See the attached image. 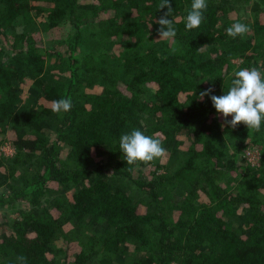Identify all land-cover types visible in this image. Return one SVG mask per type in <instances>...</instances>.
<instances>
[{"label": "trees", "instance_id": "1", "mask_svg": "<svg viewBox=\"0 0 264 264\" xmlns=\"http://www.w3.org/2000/svg\"><path fill=\"white\" fill-rule=\"evenodd\" d=\"M171 2L176 36L158 40L160 0H0V206L17 213L0 264H264V121L233 128L199 98L264 74V15L207 0L186 30L192 0ZM235 22L251 31L229 37ZM65 26V51L41 44ZM60 98L73 106L55 114ZM133 129L166 155L127 165Z\"/></svg>", "mask_w": 264, "mask_h": 264}, {"label": "clouds", "instance_id": "2", "mask_svg": "<svg viewBox=\"0 0 264 264\" xmlns=\"http://www.w3.org/2000/svg\"><path fill=\"white\" fill-rule=\"evenodd\" d=\"M208 7L207 0H192L185 17V29L199 28L205 19L204 13ZM167 9L157 20L160 25L158 40H172L176 36L173 20L169 18L173 11L171 0H160L158 11ZM251 28L243 22H235L226 28L225 32L231 38L243 37ZM205 47V46H204ZM203 48V47H201ZM234 79L224 95L212 94V89L201 91L199 98L209 97L217 114H222L231 127L243 123L248 129L260 131L264 121V74L255 67L243 68L234 73ZM51 110L55 114L67 113L72 108L71 98L53 100ZM232 117L231 120H227ZM159 134L145 135L139 129L122 134L119 139V149L127 165L137 162L150 163L166 155L162 142L156 138ZM18 264H27L26 257L18 256Z\"/></svg>", "mask_w": 264, "mask_h": 264}, {"label": "rangeland", "instance_id": "3", "mask_svg": "<svg viewBox=\"0 0 264 264\" xmlns=\"http://www.w3.org/2000/svg\"><path fill=\"white\" fill-rule=\"evenodd\" d=\"M218 2L224 3V4H229L230 7L232 8V18L233 20H236L238 18H254L256 15H264V0H217ZM234 9V10H233ZM40 20V18H39ZM69 31V26L64 27L61 29L58 34L54 33H45L44 31H40V36L42 38L41 44L44 46H51L55 47L56 49H61L62 51H65L67 48V44L64 43L62 45L56 44V43H51L54 42V38H65L66 35L68 34ZM152 30H150L149 36L156 37L151 34ZM54 37V38H53ZM11 38V37H10ZM8 38V39H10ZM130 41H134V39H131ZM126 44V41H121L118 42L116 46H114V50L117 52L122 51V47H124ZM238 64L241 62L240 59L236 61ZM236 68L234 72L237 70ZM233 72V73H234ZM7 148V149H5ZM3 151V152H2ZM2 153L5 155H2ZM11 153V150L8 147H0V157L11 159L12 155L9 154ZM242 157V162L246 163H251V164H256L259 162V152L256 149H251V153L249 152H244L241 154ZM138 174V173H137ZM23 207L22 204L18 205V208ZM12 210V209H11ZM17 213H12V211H9L7 208H4L3 206H0V233L6 226H8V219L11 217H16Z\"/></svg>", "mask_w": 264, "mask_h": 264}, {"label": "built area", "instance_id": "4", "mask_svg": "<svg viewBox=\"0 0 264 264\" xmlns=\"http://www.w3.org/2000/svg\"><path fill=\"white\" fill-rule=\"evenodd\" d=\"M251 152H249V154H250Z\"/></svg>", "mask_w": 264, "mask_h": 264}]
</instances>
